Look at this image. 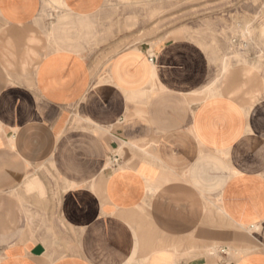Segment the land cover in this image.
<instances>
[{
	"label": "crops",
	"instance_id": "1",
	"mask_svg": "<svg viewBox=\"0 0 264 264\" xmlns=\"http://www.w3.org/2000/svg\"><path fill=\"white\" fill-rule=\"evenodd\" d=\"M115 1L0 0V264H264V97L210 93L191 39L123 45ZM46 166L69 230L34 240Z\"/></svg>",
	"mask_w": 264,
	"mask_h": 264
},
{
	"label": "rangeland",
	"instance_id": "2",
	"mask_svg": "<svg viewBox=\"0 0 264 264\" xmlns=\"http://www.w3.org/2000/svg\"><path fill=\"white\" fill-rule=\"evenodd\" d=\"M108 6L123 20L115 23L116 33L125 34L123 45L147 43L152 48L159 40L191 39L210 57V93L242 82L236 93L244 90L248 103L264 97V0H116ZM33 176L44 184L43 195L26 189L25 181ZM65 187L46 166L32 171L13 192L32 239L68 232L58 212Z\"/></svg>",
	"mask_w": 264,
	"mask_h": 264
},
{
	"label": "bare ground",
	"instance_id": "3",
	"mask_svg": "<svg viewBox=\"0 0 264 264\" xmlns=\"http://www.w3.org/2000/svg\"><path fill=\"white\" fill-rule=\"evenodd\" d=\"M185 142H186V141H185ZM172 143H173V142H172ZM181 144H182V143H181ZM185 144H186V143H185ZM183 145H184V143H183ZM185 146H186V145H185ZM185 146H184V147H185ZM188 147H189V146H188ZM186 148H187V147H186ZM179 149H180V147H179ZM181 149H182V148H181ZM192 149H193V148H192ZM164 150H165V149H164ZM179 151H180V150H179ZM179 151H178V152H179ZM167 152H168V151H167ZM186 152H187V151H186ZM182 153H183V152H182ZM172 154H173V153H172ZM182 156H183V155H182ZM184 156H185V155H184ZM178 157H179V156H178ZM190 160H191V159H190Z\"/></svg>",
	"mask_w": 264,
	"mask_h": 264
},
{
	"label": "built area",
	"instance_id": "4",
	"mask_svg": "<svg viewBox=\"0 0 264 264\" xmlns=\"http://www.w3.org/2000/svg\"><path fill=\"white\" fill-rule=\"evenodd\" d=\"M150 59H153V56H150Z\"/></svg>",
	"mask_w": 264,
	"mask_h": 264
}]
</instances>
